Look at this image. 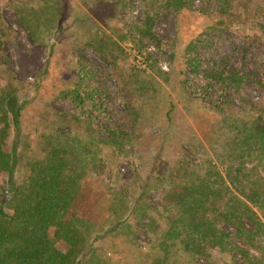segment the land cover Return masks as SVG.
Instances as JSON below:
<instances>
[{
  "label": "rangeland",
  "instance_id": "1",
  "mask_svg": "<svg viewBox=\"0 0 264 264\" xmlns=\"http://www.w3.org/2000/svg\"><path fill=\"white\" fill-rule=\"evenodd\" d=\"M183 2L0 0V17L15 31L5 42L0 88L32 99L21 119L20 171L35 154L37 134L69 128L63 134L76 141H63L76 149L70 159L75 145H87L84 165L75 168L88 195V226L111 232L92 243L94 256L83 264H264V238L255 242L258 250L241 246L227 223L211 222L217 215L211 201L194 223L212 224L221 246L186 252L183 236L170 233L174 216L165 193L189 180L197 186L208 171L224 177L234 163L230 126L250 124L264 108V0H234L225 12L219 0ZM20 17L30 19V32ZM227 70L251 78L238 97L205 79ZM223 181L225 199L241 196L237 183ZM140 188L149 189L147 209L129 215ZM187 220L180 235L191 232ZM50 240L68 251L54 233ZM233 246L254 259L246 262Z\"/></svg>",
  "mask_w": 264,
  "mask_h": 264
},
{
  "label": "trees",
  "instance_id": "2",
  "mask_svg": "<svg viewBox=\"0 0 264 264\" xmlns=\"http://www.w3.org/2000/svg\"><path fill=\"white\" fill-rule=\"evenodd\" d=\"M52 1L45 0V3ZM174 1L184 3L183 0ZM233 1L219 0L222 10L228 11ZM13 7L20 6L16 4ZM263 11L259 12V16L263 15ZM18 22L30 32V19L20 17ZM14 34L15 31L0 17V67L8 65L4 46ZM146 34L151 36L150 30ZM205 79L215 82L221 94L228 90L238 97L244 83L251 78L227 70L223 74L211 71ZM261 87L264 89V81H261ZM6 89L0 88V171L4 174L2 183L6 190V200L0 203V264H83L94 256L92 243L103 240V236L111 232L110 227L93 230L88 226V195L82 187L81 175L75 168L77 162L84 165L86 156L83 151L87 145H75L79 151L75 153L74 159H70V153L76 149H73V145L68 147L63 141L69 139L75 144L76 141L63 134L69 128L60 130L56 127L37 134L35 154L26 162V169L20 171L21 119L32 99H24L14 90ZM230 130L234 134L230 139V159L234 163L228 172L225 170L224 177L240 186L241 196L230 192V196L225 199L224 177L215 171H208L205 178H200L197 186L195 180H189L185 185L173 186L172 191L165 193L164 198L171 202L167 206L168 210L174 216L171 221L174 230H170V233L177 238L183 236L180 242L186 252L198 254L212 243L216 242L220 246L224 243L222 237L210 233L212 224L203 228L201 223H194L202 203L209 201L217 213L211 222L222 220L227 223L234 230L232 238L241 246L258 250L255 242L264 238V174L257 171H264V108L250 124H232ZM6 148H9L8 156ZM148 190L140 188L138 199L129 215L132 210L144 214L147 209L144 199ZM65 213L69 215L67 221L62 220ZM185 216L191 232L180 235L185 226ZM141 224L139 219L137 227ZM52 233L57 240L69 246L66 253L53 245L50 240ZM209 236L212 240H208ZM233 249L246 262L250 258L254 259L250 250L237 246H233Z\"/></svg>",
  "mask_w": 264,
  "mask_h": 264
}]
</instances>
